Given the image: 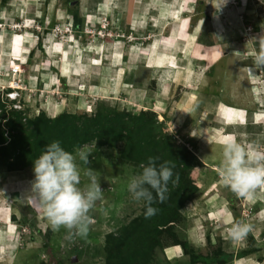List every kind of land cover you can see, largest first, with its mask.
<instances>
[{"label": "rangeland", "instance_id": "374dc122", "mask_svg": "<svg viewBox=\"0 0 264 264\" xmlns=\"http://www.w3.org/2000/svg\"><path fill=\"white\" fill-rule=\"evenodd\" d=\"M261 25L264 0H227L219 10L209 0H0V104L7 111L16 102L27 118L91 115L98 108L154 113L175 144L203 164L196 167L200 189L182 210L180 238L204 255L247 248L252 252L241 257L244 264H263L264 189L255 202L246 201L217 173L224 136L264 149V71L248 58ZM14 65L21 74L11 100L5 93ZM86 145L93 148L87 166L103 189L86 239H66V229L53 231L29 204L33 161L11 170L0 163V264H104L105 236L141 213L142 204L127 191L129 178L140 172L117 158L119 145ZM221 216L251 222L254 231L233 244L217 222ZM188 228L200 240L189 237ZM161 240L167 252L158 250L156 258L166 261L173 240ZM158 261L147 264H169Z\"/></svg>", "mask_w": 264, "mask_h": 264}, {"label": "trees", "instance_id": "16d2710c", "mask_svg": "<svg viewBox=\"0 0 264 264\" xmlns=\"http://www.w3.org/2000/svg\"><path fill=\"white\" fill-rule=\"evenodd\" d=\"M73 16L75 23H78V15ZM147 112L133 114L98 108L91 115L61 112L54 117L41 113L27 118L23 111H6L0 104V118L4 120V127L0 124V163L8 170L22 169L38 158L53 141H59L69 152L90 143L111 148L119 145L117 158L138 167L139 171L140 165L146 164L148 157H159L158 164L168 161L170 166L174 165L173 179L178 174V184L170 182L168 198L163 203L153 204L158 209L156 215L146 219L142 207L141 213L117 228L115 234L112 232L105 236L102 246L104 264H147L158 261L156 252L164 251V244L161 243L163 237L173 240V245H180L186 259L174 263L159 257V263L229 264L234 259L249 255L252 250L247 248L235 254L218 248L216 253L204 255L198 247L180 238L177 228L186 218L182 210L200 189L196 183V167L203 164L186 146L175 144L154 113ZM73 251L77 253V249Z\"/></svg>", "mask_w": 264, "mask_h": 264}, {"label": "clouds", "instance_id": "9594fccd", "mask_svg": "<svg viewBox=\"0 0 264 264\" xmlns=\"http://www.w3.org/2000/svg\"><path fill=\"white\" fill-rule=\"evenodd\" d=\"M209 2L219 10L227 0ZM70 23L72 24L71 21ZM261 29V33L251 39L255 51L248 58H251L253 69L264 71V25H261ZM247 70L252 73V69ZM7 88L10 90L5 95L10 99L8 94L12 91L17 92L18 88L12 89L9 83ZM17 97L12 96L11 100H16ZM15 103H12L14 109L19 108V104ZM224 109L229 108L223 107L221 111ZM228 122L227 117L226 123ZM240 123L243 124L244 121L241 120ZM191 134L198 136L194 132ZM219 145L221 161L217 173L220 183L238 198L255 202L257 190L264 189V149L254 144L244 145L238 142L234 135L224 136ZM92 151V147L84 145L76 148L74 152H69L59 141H53L33 160L34 178L29 182L30 188L26 199L43 214L53 231L66 229L68 240L75 237L87 238L94 223L90 213L103 196L96 171L87 166L90 164L89 155ZM158 160L159 157H148L147 163L140 165L141 171L134 167L140 173L131 176L127 183V191L132 200L144 207L146 219L157 214L158 209L153 207L155 202L163 203L168 198L169 183L175 185L179 182L178 174L173 179L174 165L170 166L168 161L158 164ZM77 161L86 167L81 169ZM82 176L87 182L82 183ZM217 222L224 227L225 238L236 245L244 242L254 231L251 222L231 217L224 219L221 216ZM214 237V233L211 232L210 240Z\"/></svg>", "mask_w": 264, "mask_h": 264}, {"label": "crops", "instance_id": "0c3cea01", "mask_svg": "<svg viewBox=\"0 0 264 264\" xmlns=\"http://www.w3.org/2000/svg\"><path fill=\"white\" fill-rule=\"evenodd\" d=\"M221 215H224V214H221ZM195 229H196V224H195ZM195 229H192V231H190L189 230V228L186 230V234L189 236V237H191V238H193V237H195V240H196V238H198L199 240H200V237H197L196 235H194L195 234ZM192 232H194L193 234H192ZM194 239V238H193ZM197 241V240H196ZM198 247V246H197ZM180 248H177V245H174V249H171L173 252H172V254H171V258H168V261H170V262H176L177 260H181V259H186V258H182L181 256H179L178 254L176 255V252L175 251H178ZM167 252V250H164L163 251V253H164V255H165V253ZM230 253H232L233 254V252H230ZM236 253V252H235ZM243 258H240V259H234L233 260V262H234V264H244L245 263V260H242ZM167 260V259H166ZM255 262H257L258 264H259V260L258 261H255ZM263 262V261H262ZM264 264V263H263Z\"/></svg>", "mask_w": 264, "mask_h": 264}, {"label": "built area", "instance_id": "2783aa9c", "mask_svg": "<svg viewBox=\"0 0 264 264\" xmlns=\"http://www.w3.org/2000/svg\"><path fill=\"white\" fill-rule=\"evenodd\" d=\"M11 71L9 70L8 71V74L9 76H11V79L8 81L9 82V86L12 88V89H17L18 88V82H19V78H17V75L20 74V66L19 65H14V66H11L10 67ZM11 94H8L10 99L12 96H15L14 95L16 92L15 91H12L10 92Z\"/></svg>", "mask_w": 264, "mask_h": 264}]
</instances>
